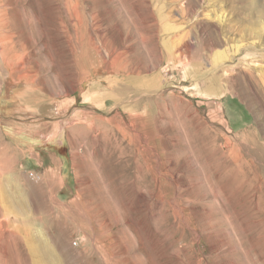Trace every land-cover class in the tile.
Instances as JSON below:
<instances>
[{
  "label": "rangeland",
  "instance_id": "1",
  "mask_svg": "<svg viewBox=\"0 0 264 264\" xmlns=\"http://www.w3.org/2000/svg\"><path fill=\"white\" fill-rule=\"evenodd\" d=\"M9 124L68 160L28 168L0 128L27 203L0 264H40L34 234L47 264H264V0H0Z\"/></svg>",
  "mask_w": 264,
  "mask_h": 264
},
{
  "label": "bare ground",
  "instance_id": "2",
  "mask_svg": "<svg viewBox=\"0 0 264 264\" xmlns=\"http://www.w3.org/2000/svg\"><path fill=\"white\" fill-rule=\"evenodd\" d=\"M120 150L121 153L119 155V162L123 165L126 175H132L133 177L136 175L139 177L141 173V168L139 165L140 155L142 156L141 150L139 148L128 150L126 146H124V148ZM8 170L9 169L6 167L3 168L2 171L0 170V212L3 216V219H0V239L13 233L12 227H14L15 223L14 212L19 211L20 207L24 210V207L27 204L22 192H19V189L14 185L16 183H14L13 177L8 172ZM154 178L156 183H158L156 176ZM16 188L18 189V192ZM13 191H16L17 193L16 198L13 197ZM42 217L39 216L36 221L42 223L44 220ZM70 219L72 223L75 224L76 221L73 214H70ZM24 224L29 225V223ZM26 238L29 237L26 236ZM31 239H33L37 243L33 255L35 256L37 261L40 262V264H47L44 259H47L49 261L51 256L54 257L53 251L50 249L48 243L46 241H43L38 235L35 234L34 236H31Z\"/></svg>",
  "mask_w": 264,
  "mask_h": 264
},
{
  "label": "crops",
  "instance_id": "3",
  "mask_svg": "<svg viewBox=\"0 0 264 264\" xmlns=\"http://www.w3.org/2000/svg\"><path fill=\"white\" fill-rule=\"evenodd\" d=\"M32 126V130L29 132L23 130L20 126L0 125L6 141L9 144L18 145V150H21L24 166L28 168H49L54 165V161L65 162L68 160L67 150L55 146L54 143L56 142L53 141V138H48L49 134L42 135L38 129L34 128L35 125ZM45 138H47V141L43 142L42 139ZM42 146H46V148Z\"/></svg>",
  "mask_w": 264,
  "mask_h": 264
}]
</instances>
